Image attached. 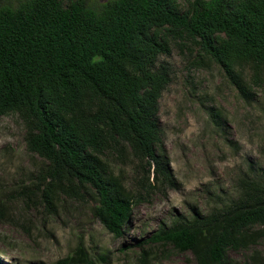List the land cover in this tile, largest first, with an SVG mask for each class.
Listing matches in <instances>:
<instances>
[{
	"label": "trees",
	"instance_id": "trees-1",
	"mask_svg": "<svg viewBox=\"0 0 264 264\" xmlns=\"http://www.w3.org/2000/svg\"><path fill=\"white\" fill-rule=\"evenodd\" d=\"M184 2L183 9L178 0L0 5V116L17 114L27 150L45 161L18 194L53 211L61 197L91 196L93 216L122 236L144 196L115 166L137 171V191L175 186L169 159L158 149L159 101L171 82L160 57L170 54L171 43L192 44L246 97L264 89V0ZM7 216L0 201V219ZM262 239L264 177L252 174L239 179L230 201L173 217L145 242L190 251L195 264H236L228 250ZM76 252L89 260L83 245ZM249 259L264 264L259 250ZM139 262L149 263L146 253Z\"/></svg>",
	"mask_w": 264,
	"mask_h": 264
},
{
	"label": "rangeland",
	"instance_id": "rangeland-1",
	"mask_svg": "<svg viewBox=\"0 0 264 264\" xmlns=\"http://www.w3.org/2000/svg\"><path fill=\"white\" fill-rule=\"evenodd\" d=\"M108 0H87L99 7ZM185 8L184 0H178ZM189 44V43H187ZM171 43L160 62L171 82L159 101L162 140L158 149L170 162L175 186L137 191V171L117 165L127 186L144 196L134 206L122 236L108 232L93 216L94 200L61 197L56 210L34 205L17 193L34 179L45 161L27 150L25 127L15 113L0 116V200L7 219H0V264H195L190 251L170 245L146 244L145 239L173 217L203 212L238 195V181L247 175L264 177V89L246 97L213 61L199 57L192 44ZM249 80V72H245ZM150 180H153L150 177ZM79 245L89 260L76 252ZM264 257V239L249 249H230L236 264H253L250 253ZM260 264V263H258Z\"/></svg>",
	"mask_w": 264,
	"mask_h": 264
},
{
	"label": "flooded vegetation",
	"instance_id": "flooded-vegetation-1",
	"mask_svg": "<svg viewBox=\"0 0 264 264\" xmlns=\"http://www.w3.org/2000/svg\"><path fill=\"white\" fill-rule=\"evenodd\" d=\"M20 0H0V5L2 4H10V5H16L18 4Z\"/></svg>",
	"mask_w": 264,
	"mask_h": 264
}]
</instances>
